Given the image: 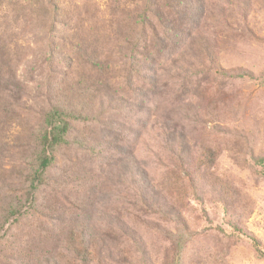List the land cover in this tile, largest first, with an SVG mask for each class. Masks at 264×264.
I'll return each mask as SVG.
<instances>
[{
  "label": "rangeland",
  "instance_id": "1",
  "mask_svg": "<svg viewBox=\"0 0 264 264\" xmlns=\"http://www.w3.org/2000/svg\"><path fill=\"white\" fill-rule=\"evenodd\" d=\"M160 1L0 0V264H79L65 247L81 236L90 264H264V0ZM55 106L67 143L31 204ZM204 148L220 195L197 197L180 168Z\"/></svg>",
  "mask_w": 264,
  "mask_h": 264
},
{
  "label": "trees",
  "instance_id": "2",
  "mask_svg": "<svg viewBox=\"0 0 264 264\" xmlns=\"http://www.w3.org/2000/svg\"><path fill=\"white\" fill-rule=\"evenodd\" d=\"M160 3H163L167 7L173 6V8H177L178 6L182 5L181 0H161ZM138 18L140 20V24H142V31H144L145 25H143V23H149V21H147L146 16L143 14L139 15ZM154 18L158 22V25L161 29L174 30L171 22L167 20L168 17L166 13H157L155 14ZM126 20H129V24L134 26L136 18H132L128 13H118L117 19L115 21H119V23L121 24ZM150 30L154 32L153 25L150 26ZM143 36L144 34H142L141 39L143 38ZM229 75L235 78L255 79L253 75L247 71L233 72L229 73ZM65 117H68V113L64 110L63 107H53L45 116L44 127L41 128V131L37 136L38 146L40 147L38 150V156L34 162V169H31L29 175L26 177L28 183V195L30 199L29 202L31 204L33 203L32 201L35 198L36 192L44 183L46 172L54 160L53 152L56 148L67 143L65 137L68 131V122L66 121ZM186 151L188 153L183 154L180 157L181 160H183V162H181L180 164V168L182 172L187 175L189 181L192 182L191 187L193 189V193L197 195V197H200L202 187H206L210 188L213 193L220 195L221 190L223 189V187H221L222 185L219 181H217L215 177L205 171L206 165L213 164V151L211 149L205 148L200 149L195 153L189 151L188 149H186ZM258 162L264 163L262 159ZM262 166L264 165L262 164ZM222 204L224 205L225 210H228L229 207L226 203H224V201L222 202ZM9 210L10 216H13L14 214H16L17 217L19 216V212L15 208L11 207ZM150 210H153L157 214H161L162 212H164L162 207L159 206L150 207ZM171 218L181 228V230L173 236L177 244V246L175 245L177 254L179 255L180 248H178V245L179 247H181V244L183 243V241H185L186 228L183 219L176 210L172 211ZM0 226L3 227V223H0ZM250 240L253 243L255 251L259 255L264 256V250L261 248L260 242L252 235L250 236ZM95 246L96 242L92 238L81 236L78 239L77 243H75L74 240H72V242L68 241L65 247V251L70 255L74 254L78 258L79 264H90L94 259L96 260L98 258L95 257L93 259L92 257ZM47 264L59 263L57 260H53L52 262H49ZM176 264H178V262H176Z\"/></svg>",
  "mask_w": 264,
  "mask_h": 264
}]
</instances>
